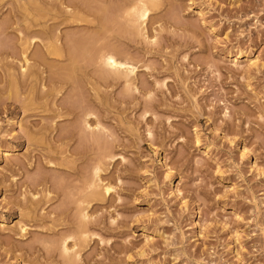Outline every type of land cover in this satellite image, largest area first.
Here are the masks:
<instances>
[{
  "label": "rangeland",
  "instance_id": "rangeland-1",
  "mask_svg": "<svg viewBox=\"0 0 264 264\" xmlns=\"http://www.w3.org/2000/svg\"><path fill=\"white\" fill-rule=\"evenodd\" d=\"M129 4L0 0V264H264V0H160L142 35Z\"/></svg>",
  "mask_w": 264,
  "mask_h": 264
},
{
  "label": "bare ground",
  "instance_id": "bare-ground-1",
  "mask_svg": "<svg viewBox=\"0 0 264 264\" xmlns=\"http://www.w3.org/2000/svg\"><path fill=\"white\" fill-rule=\"evenodd\" d=\"M125 1V0H124ZM158 1H160V0H130V4L128 5L129 7H127L126 8V11H125V16H124V18H126L127 20H126V22L128 21V22H130L129 24H130V26H132V29H129V33H130V30L134 33V32H136L135 33V35H137V34H141L142 35V33H145L146 32V27H145V23H146V20H147V18H149L148 16H149V13H151V10H152V8H154V7H156L157 5H158ZM127 2V1H126ZM125 3V2H124ZM129 3V2H128ZM126 5V4H125ZM124 5V6H125ZM24 7V6H23ZM103 9V8H102ZM105 11H106V9H105ZM122 11H120V13H121ZM98 13V12H97ZM99 14V13H98ZM123 14V15H124ZM99 15H101V12H100V14ZM118 15V14H117ZM102 17V16H101ZM99 19H100V16L98 17ZM103 20H105V19H103ZM70 21V20H69ZM124 21V20H123ZM8 22V21H7ZM103 23V22H102ZM102 23H101V25H102ZM128 24V23H127ZM132 24V25H131ZM111 26L110 24H106L105 26H102L103 28H102V30L101 31H105V32H109L110 34L112 33V28H113V26H111V27H109V26ZM127 26V25H126ZM120 27V26H119ZM123 27V26H122ZM129 28V27H128ZM7 29V28H6ZM5 29V30H6ZM88 29V28H87ZM121 29V28H120ZM125 29V28H124ZM5 30H3V31H5ZM2 31V32H3ZM117 31V30H116ZM126 31V30H125ZM125 31H124V33H125ZM113 32H114V28H113ZM128 32V31H127ZM1 33V32H0ZM5 33V32H4ZM22 33V32H21ZM101 33L102 32H100V35H101ZM110 34L109 35H107V37L108 36H110ZM115 34V33H114ZM127 34V33H126ZM146 34V33H145ZM98 35V34H97ZM105 35V34H104ZM131 35V34H130ZM56 36V35H55ZM93 36V35H92ZM111 36H112V34H111ZM114 36V35H113ZM118 36V35H117ZM143 36H144V34H143ZM57 37V36H56ZM70 37V36H69ZM79 37V36H78ZM106 37V38H107ZM21 38V37H20ZM92 38V37H91ZM97 38H99V35H98V37ZM102 40H100V41H98V44H97V46L96 45H94V46H96L97 48H96V51L92 54L93 55V58L92 59H94V63L92 64V65H94V64H97V66L95 67V65H94V68H99V72H97V74L99 73V75L98 76H100L99 77V79H101V77L103 78L102 80H104V81H111V80H113L112 82H119V81H121V80H124L125 81V85H127L128 87H131V85H133V81H135V80H133V79H135V78H133L134 77V75H135V71H136V69L138 68L137 67V65H136V63H134V61H132V60H130L128 57H121L120 55H119V53L121 52L120 51V49L118 48V47H116V46H114L113 44H111L110 42L109 43H107V39L104 37V36H102ZM105 38V39H104ZM110 38H112V37H110ZM114 38V37H113ZM112 38V39H113ZM37 39V38H36ZM69 38L67 37V40H68ZM74 39V38H73ZM76 39V38H75ZM101 39V38H100ZM111 39V40H112ZM29 40V39H28ZM27 40V41H28ZM35 40V39H34ZM33 40V41H34ZM66 40V41H67ZM91 40V39H90ZM95 40H98V39H95ZM32 40L30 41L29 40V42H27L26 43V45L27 46H25L24 45V47L26 48V49H28L29 48V46L31 45V44H34L35 43V41H34V43H32L33 42ZM58 41V40H57ZM68 41H70V42H68ZM67 42L70 44L71 43V41L73 42V40H68ZM26 42V41H25ZM75 42H76V40H75ZM80 42V41H79ZM22 43V42H21ZM46 43V42H45ZM49 43V42H48ZM54 44H56V43H54ZM53 44V45H54ZM57 44H59V43H57ZM67 44V43H66ZM68 44V45H69ZM60 45V44H59ZM47 46V45H46ZM45 46V47H46ZM70 46V45H69ZM68 46V47H69ZM90 46V45H89ZM44 47V48H45ZM48 47V46H47ZM55 46H53V49L55 50V48H54ZM60 47V46H59ZM24 48V50L23 51H25L24 52V57H25V64H27V66H25V65H23L22 66V70H23V72H27V70H28V68L29 69H31L30 67H31V63H30V61H29V57H27V56H25L26 55V49ZM57 48V47H56ZM21 49H23V48H21ZM48 49V48H47ZM52 49V50H53ZM62 49V48H61ZM68 49V48H67ZM51 50V49H50ZM53 50V51H54ZM57 50V49H56ZM55 50V51H56ZM78 50H79V48H78ZM77 47L76 46H73L72 47V49L70 50L71 52V57H69V55H68V57L70 58V59H72V60H70V62L72 61H76L77 60V62H78V59H77ZM85 50V49H84ZM22 51V50H21ZM37 51V50H36ZM49 51V50H48ZM47 51V52H48ZM53 51H51L50 53H54ZM67 51V50H66ZM13 52V51H12ZM57 52V51H56ZM59 52V51H58ZM57 52V53H58ZM63 53H64V51H62ZM90 52V51H89ZM22 53V52H21ZM27 53H28V50H27ZM43 53V52H42ZM41 53V54H42ZM59 53H61V51L59 52ZM88 53V52H87ZM87 53H86V56H87ZM46 54H48V53H46ZM28 55V54H27ZM52 55V54H51ZM89 55V54H88ZM57 56V55H56ZM58 56H59V54H58ZM90 56V55H89ZM41 57H43V56H41ZM46 57V56H45ZM38 58H40V56L38 57ZM41 59H43V58H41ZM92 59H91V61H92ZM45 62V61H44ZM43 62V63H44ZM76 62V63H77ZM33 63V62H32ZM35 63V62H34ZM46 63V62H45ZM74 63V62H73ZM75 63V64H76ZM37 64V63H36ZM35 64V65H36ZM80 64V63H79ZM71 65H72V63H71ZM77 65V64H76ZM33 66V65H32ZM73 66V65H72ZM139 66V65H138ZM70 67V66H69ZM75 66H73L72 68H71V70L69 69V68H67V69H69V72L71 73V71H73L72 69L74 68ZM77 67H78V65H77ZM139 69V68H138ZM138 69H137V71H138ZM148 69V68H147ZM76 70V67H75V69H74V71ZM98 70V69H97ZM74 71H73V73H74ZM95 72V73H96ZM57 73V75H58V72H56ZM65 73V72H64ZM67 73V72H66ZM73 73H71L72 75H73ZM25 74V73H24ZM23 75V74H22ZM69 75V74H68ZM13 76V75H12ZM24 76V75H23ZM97 76V77H98ZM29 77V76H28ZM35 77V76H34ZM96 77V76H95ZM18 78V77H17ZM33 78V77H32ZM63 78V77H62ZM75 78V77H74ZM11 79V78H10ZM21 79V78H20ZM16 82L15 81V79H13L12 80V82ZM65 81V80H64ZM11 82V83H12ZM28 82V81H27ZM18 84V83H17ZM23 85V84H22ZM13 87V86H12ZM126 87V86H125ZM136 87V86H135ZM127 90V89H126ZM126 92V91H125ZM18 94V93H17ZM31 94H32V92H31ZM70 100V99H69ZM86 109V108H85ZM88 115V114H87ZM90 116V115H89ZM88 116V117H89ZM87 117V118H88ZM85 118V117H84ZM86 120V119H85ZM88 121V120H87ZM87 121H85L86 123H88ZM87 126H88V124H87ZM91 127V126H90ZM99 128V127H98ZM97 130H99V129H97ZM93 131H95V130H93ZM92 132V131H91ZM90 132V133H91ZM97 132V131H96ZM96 132H95V134H96ZM98 133V132H97ZM94 135V134H93ZM98 136L99 135H97L96 134V138H98ZM92 138H93V136H91ZM90 137V138H91ZM100 137V136H99ZM101 138V137H100ZM93 139H95V135H94V138ZM93 139H91V140H93ZM99 140V141H98ZM96 141H98V143H100L101 141H100V139H96ZM96 141H95V143H96ZM105 143V142H104ZM102 144V143H101ZM106 144V143H105ZM105 146H107V145H105ZM104 147V146H103ZM99 148V147H98ZM101 148V147H100ZM99 148V149H100ZM104 149H105V151L107 152L109 149H110V147L106 150V148L104 147ZM104 152V151H103ZM109 152H111L110 150H109ZM112 153V152H111ZM111 153L109 154V159H111V158H113L114 156H116V155H111ZM104 154H105V152H104ZM108 154H105V156H107L108 157ZM110 155H111V157H110ZM102 157H103V154H102ZM102 159H104V158H102ZM115 159V158H114ZM101 160V159H100ZM99 160V161H100ZM113 160V159H112ZM102 161V160H101ZM100 161V162H101ZM99 165H100V163H98ZM99 165H97L98 167L96 168L95 167V179H90L91 181H89V184H88V186L86 185V187H90L91 188V191H90V193H89V195H90V197L94 200H99V199H102V201L104 200L103 198H105V195H107L108 193L107 192H109V191H111V189L113 188V186L112 185H110V184H108V185H106V184H103V185H101L100 183H98V181H101V179H100V171H103L101 168L102 167H100ZM102 166V165H101ZM94 167V166H93ZM67 173V172H66ZM87 180V179H86ZM89 180V179H88ZM91 182V183H90ZM85 183H87L86 181H85ZM85 185V184H84ZM110 193V192H109ZM89 195H88V197H89ZM70 196V195H69ZM89 197V199H91ZM88 199V200H89ZM85 201V200H84ZM88 203V202H87ZM85 208H83V210H84ZM86 213V212H85ZM84 214V213H83ZM82 215V214H81ZM87 215V214H86ZM85 215V216H86ZM84 216V215H83ZM84 216V217H85ZM81 219V218H80ZM86 219V218H85ZM85 222V221H84ZM86 223V222H85ZM86 227V225L84 224V223H82L81 224V227H80V232H81V230H82V232L84 233L86 230L85 229H87V228H85ZM66 239V240H65ZM64 240V251H68L69 250V247L67 246V244H66V242H67V238H65ZM75 246V245H74ZM76 259V258H75Z\"/></svg>",
  "mask_w": 264,
  "mask_h": 264
}]
</instances>
